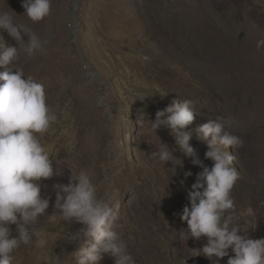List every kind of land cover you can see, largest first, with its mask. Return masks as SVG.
Returning <instances> with one entry per match:
<instances>
[{"label": "rangeland", "instance_id": "obj_1", "mask_svg": "<svg viewBox=\"0 0 264 264\" xmlns=\"http://www.w3.org/2000/svg\"><path fill=\"white\" fill-rule=\"evenodd\" d=\"M227 1L222 19L211 23L207 0H195L194 11L203 16L199 24L186 9L169 15V0H52L50 15L39 22L24 14L22 0H0V15L46 41L43 51L22 52L11 67L43 84L56 116L47 132L37 134L54 168V175L41 181V196L50 202L36 225L46 244L38 246L34 238L21 245L15 264H74L83 240L63 237L83 226L52 220L49 214L54 185L67 184L80 171L89 175L101 199L115 192L118 231L135 264H186L198 256L194 249L203 247L206 237L186 241L179 233L188 229L180 214L202 167L180 152L168 128L154 131L150 123L157 110L180 99L195 101L198 114L191 130L218 116L235 117L229 131L244 141L243 147L228 149L239 172L231 193L238 226L249 238H264V94L253 99L256 85L238 83L233 57L242 53L246 59L248 40L258 48L257 41L264 39V0ZM234 16L242 17L240 28L228 24L225 30L222 23ZM0 36L13 42L3 28ZM141 110L145 118L138 120ZM161 143L176 159L165 163L153 155ZM190 144L211 167L207 145L195 134ZM187 171L192 175L185 178ZM10 227L15 234V225ZM229 255H234L231 249ZM99 264H114V259L105 255Z\"/></svg>", "mask_w": 264, "mask_h": 264}, {"label": "clouds", "instance_id": "obj_2", "mask_svg": "<svg viewBox=\"0 0 264 264\" xmlns=\"http://www.w3.org/2000/svg\"><path fill=\"white\" fill-rule=\"evenodd\" d=\"M51 5L52 0H22L24 14L33 22L49 16ZM0 28L13 41L8 43L0 36V69H4L0 71V264H15L14 254L21 245H29L34 238L38 246L46 244L36 225L48 213L50 202V198L41 196V181L51 178L54 168L37 134L47 132L56 116L46 102L43 84L26 76L22 69L11 67L22 52L31 56L43 51L46 41L8 15H0ZM261 46L264 39L257 41V47ZM106 100V95L99 97L98 103L103 105ZM110 108L111 104L105 111L110 112ZM196 114L195 101L180 99L157 110L155 119L150 120L154 131L168 128L180 152L202 167L188 190L189 204L180 214L188 229L181 231L179 238L187 241L206 237L203 247L194 250L215 260V264L226 256L227 264H264V238L241 234L244 230L238 226L239 216L231 195L239 172L228 149L234 151L244 145L241 137L229 131L235 117L218 116L191 130L188 126ZM144 118L141 110L138 120ZM194 134L196 140L207 145L205 158L213 162L211 167L203 165L190 144ZM153 155L165 163L176 159L163 143ZM191 175L190 171L184 173L185 178ZM54 189V211L50 218L83 226L63 237L73 242L83 240L74 252V264H99L105 255L113 258L114 264H135L118 231L120 204L112 199L114 191L101 199L84 171L72 173L67 184H56ZM11 225H15V234ZM229 249L234 255H229Z\"/></svg>", "mask_w": 264, "mask_h": 264}, {"label": "bare ground", "instance_id": "obj_3", "mask_svg": "<svg viewBox=\"0 0 264 264\" xmlns=\"http://www.w3.org/2000/svg\"><path fill=\"white\" fill-rule=\"evenodd\" d=\"M184 5H181L183 4ZM169 3L172 5L170 7V11L168 12L169 15H173L174 13H182L185 9L188 11L189 14L194 15L195 21L197 23H201L203 21V16L198 14L194 11L195 9V0H169ZM234 3V2H233ZM208 8L210 11V19L213 20L210 21L211 23L218 22L219 19H222V11L223 5L228 4L227 0H207ZM183 8V10H182ZM220 8V9H219ZM241 16H234L230 20L232 22H228V20L225 21V23H222L225 27V30H228V24L232 27H236L235 30H238L240 28L239 22ZM227 22V23H226ZM205 28L207 25L204 26ZM193 28V25H192ZM196 28V27H195ZM231 31H234L231 29ZM192 33V32H190ZM225 34V33H223ZM222 38V33H221ZM219 41V40H217ZM222 41V39L220 40ZM249 42L253 41L251 39L248 40ZM250 42V48L248 49L249 55L246 57V59L243 57V54H237L233 57L236 58L234 61H238L237 63V73L239 74L238 83L239 84H255L256 87L253 89V99L255 97H260L261 94H264V50L256 48V45ZM219 45L223 47L225 44L222 42H219ZM235 68L234 66H231ZM243 86V85H242Z\"/></svg>", "mask_w": 264, "mask_h": 264}, {"label": "water", "instance_id": "obj_4", "mask_svg": "<svg viewBox=\"0 0 264 264\" xmlns=\"http://www.w3.org/2000/svg\"><path fill=\"white\" fill-rule=\"evenodd\" d=\"M186 264H211L205 256H195L185 262Z\"/></svg>", "mask_w": 264, "mask_h": 264}]
</instances>
